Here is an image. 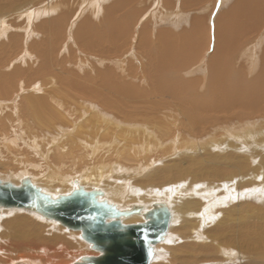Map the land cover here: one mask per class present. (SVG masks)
<instances>
[{
  "label": "bare ground",
  "instance_id": "6f19581e",
  "mask_svg": "<svg viewBox=\"0 0 264 264\" xmlns=\"http://www.w3.org/2000/svg\"><path fill=\"white\" fill-rule=\"evenodd\" d=\"M143 1L0 0V98L9 100L15 109L16 101L23 94L28 116L34 121L29 123L41 128V131H37L39 138L27 140L26 144H31L33 148L46 146L48 152L56 154L55 158L58 156L61 160L69 161L65 152L70 153L68 150L74 148L73 144L81 140L73 132L84 135L76 128L74 120H80L77 115L85 118L91 116L95 118L92 127L99 134L104 132L107 140L108 136H113V140L119 135L125 138L131 149L122 156L124 160L132 161L134 156L131 152L138 150L145 156L150 155L156 151L149 153L151 146L157 151L161 149V153L174 150L193 165L189 166V173L193 176L198 174L199 169L203 174L210 173L212 176H206L209 182L201 174V179L206 181H199L196 188L188 187L187 181L183 182L181 188H175L178 194L173 198L172 189L162 192L150 188L143 197L140 196L141 199L138 198L139 204L130 205L137 198L131 195L133 193L129 189L123 192L106 184L105 192L102 186L103 190L99 188V183L85 186L81 180L69 176L57 179L55 176L59 175L53 177L58 180L55 186L47 183L42 176L41 180L29 177L24 170L14 173L9 170V165L12 166L10 161L9 164L4 161L0 162V187L7 190L27 186L33 189L35 198L41 204L50 206L88 193L94 204L117 209L116 214L123 218L126 225H145L149 211L157 207L163 209L162 212L169 216V226L158 242L151 245L152 261L156 254L170 251L169 262L172 264H206L202 262L206 260L213 261V264H233L240 256L246 259L247 264H264V189L258 192L259 198L249 192L251 185L264 188V176H253L252 167L249 168L251 158L233 156L228 152H224L227 154L224 156L209 152L213 145L223 149L226 145L228 150L237 149L235 145L247 140L264 144V45L261 44L264 39H261L262 47L258 46L263 32L260 29L264 28V0H240V6L233 3L235 6L218 18L213 28L206 26V18L195 14L197 17L192 18L190 28L184 27L177 34L165 29L157 31L158 20L169 19L178 27L188 19V10L195 8L200 13L205 9L199 6L201 0H166L163 11L154 14L136 35L142 22L138 10ZM14 13L17 14L12 18ZM12 19L15 20L10 22ZM250 34L256 35L254 40ZM40 37L39 41H35ZM248 37L251 45L246 43L249 47L245 44ZM135 42L140 52L139 59H136L140 66L132 68L129 65V69L126 68L128 77L138 83L136 86L123 82L118 74L127 63L124 58L134 54ZM68 47L70 56L60 58ZM76 52L83 57H77ZM207 56L209 63L205 66ZM92 60L95 64L91 65L89 61ZM37 64L39 68L34 70ZM24 66L28 68L24 69ZM9 68L15 69L10 72ZM198 72H203L205 76L187 79ZM144 83L147 89L142 87ZM57 86L66 90L63 91L67 93L65 97ZM0 105L8 104L1 102ZM86 110L90 111L89 114ZM167 113L173 114L172 118L166 116ZM18 121V117L12 116L2 121L0 143L5 142L8 153L11 148H17L12 142L18 140L23 132L30 131L26 126L20 128L18 133V124L14 127ZM69 123L74 124L73 127ZM147 123L156 126L160 131L159 138ZM95 130L90 133H95ZM219 130L223 136H217ZM174 132L176 135L173 138ZM183 132L185 138L182 137ZM216 137L226 141L220 139L217 142ZM137 141L139 143L136 144ZM106 144L102 141L97 146L100 148ZM90 148L97 154L94 146ZM12 154L10 158L16 160L18 153ZM257 156L264 165V152L257 153ZM216 161H222L225 165L214 164ZM262 164L254 170L264 169ZM2 171H8L10 175L3 176ZM152 176H162L164 180L168 176L171 180L181 176V173L179 168L170 165L164 171L152 173ZM260 177L263 180L258 182ZM167 180L164 184L168 185L170 180L168 183ZM87 185H91V188ZM198 189L205 191L198 193ZM244 196H250L258 204L248 199L244 201ZM236 199L239 201L235 203ZM167 200H172L175 218L182 221L179 227L170 229L172 212ZM217 204L219 207L226 206L222 209L221 218L211 224L210 229L203 231L206 221H213L214 206ZM137 207H141V210L134 212ZM169 229L176 236L168 235ZM174 240H181V245L168 244ZM92 248L93 245L83 238L81 230L70 229L45 211L8 207L0 200V264H82L85 257L101 258L103 253Z\"/></svg>",
  "mask_w": 264,
  "mask_h": 264
},
{
  "label": "rangeland",
  "instance_id": "374dc122",
  "mask_svg": "<svg viewBox=\"0 0 264 264\" xmlns=\"http://www.w3.org/2000/svg\"><path fill=\"white\" fill-rule=\"evenodd\" d=\"M55 1V0H54ZM238 1H240V0H220V2L219 1H217L216 0V2L215 1H213V0H201V5H199L201 8L202 7H204V9H205V11H203V12H196V10H195V8L194 9H192V10H188L187 11V20L186 21H183L182 22V24H180V25H178V27L175 25V24H172V22H171V20H167L166 18L165 19H159L158 20V26L155 28L157 31L158 30H163V29H165V30H170V31H172L173 33H176L177 34V32L179 33V32H181V30H182V28H187V27H189L190 28V25H191V21H192V18L193 17H197V15H199L200 17L202 16V18L204 17V18H206V26L208 27V26H210L211 28H213L214 27V25L216 24V22H217V19L218 18H220V17H222L225 13H228L229 12V9H231L232 8V6H235V5H237V6H240V5H238V4H240ZM148 2V3H147ZM165 2H166V0H144L143 1V3L140 5V7H139V10L138 11H140V14H141V19H142V22H145L144 24L141 22L140 23V27L137 29V33H136V35H138L139 34V32H140V30L145 26V24H147L148 22H150L151 21V19L153 18V16H154V14H156V13H160V12H162L163 11V8L165 7ZM176 3L178 2V1H175ZM180 2H181V0H180ZM204 2V3H203ZM211 2V3H210ZM213 2V3H212ZM238 2V3H237ZM146 3V4H145ZM155 4V5H153V4ZM164 4V6H163V4ZM210 3V4H209ZM220 5L219 7H217V9H219V10H217L215 7H216V5H218V4ZM235 5H234V4ZM149 4V5H148ZM151 4V5H150ZM207 6H206V5ZM156 5H158V6H156ZM154 6V9L152 8ZM160 7H162V8H160ZM212 7V8H211ZM215 8V9H214ZM151 9V10H150ZM240 9H242V8H240ZM208 11H209V13H208ZM216 11V12H215ZM238 11H239V9H238ZM211 12V13H210ZM238 13H241V12H237L236 14H238ZM17 13H14L13 15H12V18L13 17H15V15H16ZM195 14H197V15H195ZM201 14V15H200ZM212 14V15H211ZM235 14V15H236ZM238 16V15H237ZM208 17H210V18H208ZM213 17V18H212ZM145 19V20H144ZM208 19V20H207ZM15 19H12V20H10V22H12V21H14ZM147 22V23H146ZM264 28H262V30L260 29V31L262 32V35H260V39L258 40L259 42H258V46L259 47H262V45L261 44H263L264 45V40H262L261 41V39H264V30H263ZM175 30V31H174ZM213 30V29H212ZM250 30V29H249ZM257 34H259V33H257ZM251 35V38H252V40H254L253 39V37H255L256 35H254V34H250ZM209 38V37H208ZM213 38V37H212ZM41 39V37L40 38H36L35 39V41H39ZM249 40V37L247 38V41H245V44H246V46L247 47H249L251 44L249 43L250 41H248ZM246 42H248L249 43V46H248V43H246ZM253 42V41H252ZM262 42V43H261ZM135 43H136V45H135ZM135 43H133V55L131 54V55H128L127 57H125L124 58V61H127V63H126V65H124L122 68H123V71H120V72H122V73H118L119 74V76H120V79H122V81L123 82H126V83H131L132 85H138V83L137 82H135V80L133 81L132 80V78H129L128 76H129V73H127L128 72V69H129V65H130V67L131 66H133L132 68H138L139 66H140V64H139V62L136 60V59H139L138 58V56L140 55V52H139V50H137V42H135ZM261 43V44H260ZM70 47V46H69ZM69 47H68V49L66 50V52L65 51H63V53H62V57H60V58H64V57H69L70 56V54H69ZM212 47H213V45L211 44V47H210V51H212ZM136 51H138L139 52V54H137L138 52H136ZM84 52V51H83ZM76 53H78V52H76ZM84 53H86V52H84ZM210 53V52H209ZM32 54H34L35 55V53H33L32 52ZM77 55V57H79V58H82L83 57V55L80 53H78V54H76ZM209 55V54H208ZM133 56V57H132ZM135 57V58H134ZM132 60V61H131ZM134 60V61H133ZM208 60H209V57L207 56V58H206V60H205V66L206 65H208ZM131 63H130V62ZM93 62V60L90 62L89 61V63H91V65L92 64H95L94 62ZM128 62H129V64H128ZM134 64V65H133ZM137 65V66H136ZM13 66H16V64L15 65H13ZM88 66H89V64H88ZM126 66H127V68H126ZM26 66H24V69H27L28 67H26ZM7 68V67H6ZM39 68V64H37L36 65V67L35 68H33L34 70L35 69H38ZM205 68V67H204ZM11 69V70H10ZM15 69V68H14ZM13 68H9L8 70L10 71V72H13V70H14ZM86 68H84V70H85ZM89 69V67H87V69L86 70H88ZM8 70L6 71V72H8ZM10 72H8V73H10ZM8 73H7V77H8ZM122 74V75H121ZM94 76H95V74H93ZM61 76L62 77H65L63 74H61ZM201 76H205V74L203 73V72H198V73H196V74H194L193 76H188L187 77V79H189V80H193V78L195 79V78H202ZM126 77V78H125ZM129 78V79H128ZM41 79V80H40ZM39 80H40V82H42L43 83V81H42V78H40ZM142 87H144V89H147L146 87H147V84L145 85V83H144V86H142ZM59 88V89H58ZM57 89H58V91H61L60 93H61V95L62 96H64V95H66L67 93L65 92V93H63V91H66L63 87L61 88L60 86H57ZM63 89V90H62ZM56 92H57V90H56ZM58 97H59V92H58ZM21 97V98H20ZM19 97V99L16 101L17 103V105L15 106V109H14V104H11V103H9L10 101L9 100H7L6 98H0V103L1 102H4V104L5 103H7L8 105H3V106H1L0 105V107H2V110H3V112H1L2 110L0 109V129H2V127H3V123H2V121H3V119H5V118H8V117H18L19 118V121L14 125V127L15 126H17V124H18V126L16 127V130L18 131V130H20V128H26V126H27V128H30V131H26V132H23V135H21L20 136V138H18V140H15V142H12V143H14L16 146H17V148L16 149H14V150H12L13 148H11L10 150H9V153L5 150V149H9V148H7L6 147V144H5V142H2V143H0V162H6V163H8L9 161H10V164H12V166L11 165H9L10 167H9V170L10 171H12V172H16L17 174L18 173H20V172H22L23 170L24 171H26V173L28 174V176L29 177H32L33 179H35L36 177H38L39 178V180H41L40 178V176H42V178H44L45 179V181L47 182V183H50V184H52V185H57V182H58V178L60 177H62V176H69V177H72L73 179H75V180H81L80 182H82L83 184L85 183V186H86V184H92V185H95L94 184V182L95 183H99V188H101L102 189V187H103V189H104V191L107 189V187L108 186H111L112 185V187H117V190H122L123 192H131V193H133V194H131V195H134V197H136L137 198V200H134V202H132V203H130V205H132V204H139L140 203V201H139V199H141V197H143V195L144 194H146V190H148V189H150V188H152V189H155V190H158L159 189V191H167V190H171L172 189V191L171 192H173V194H172V198H173V196L175 197L176 196V194H178V193H175V191H176V189H178L179 187L181 188V185H182V183L183 182H186V184H189L188 185V187L189 186H192V187H195V186H197V187H199V184H200V182L199 181H204L207 177L206 176H212V175H210V173H202V172H200V169L198 170V174H195L194 176H193V174L192 173H189V166L191 167V166H193V165H191L190 163H189V161H188V159L186 158V157H180L181 156V154L179 155V152H176V151H171L170 153L168 152V153H161L162 151H161V149L159 150V151H157V149H154L155 147L153 146H151L150 148H152L151 150H149L150 152L149 153H151L152 152V150L154 151V150H156V151H154V152H152L150 155H146L145 156V154L140 150H138L137 152H135V151H133V152H131V154H132V156H134V159H132V161H127V160H124V158L122 157V156H124L125 155V153H127V152H129L130 151V145L127 143V142H125L126 140H125V138L122 136V138H121V135H119L115 140H113V136H111V137H109L108 136V140H107V136H104V132H102L101 134H99L98 133V131H97V129L95 130V128H93L94 127V123H95V118H93V117H91V116H88L87 118H85V117H83V115H77V117H79L78 119H80V120H76L78 123H76V121L74 120V124L76 125V128H78L79 129V131H83V133H84V135H79L78 133H75V132H73V135L75 134L76 136H80L81 137V140L79 141V142H75V144H73L74 145V148H72L71 150H68V151H70V153L69 152H65V154H66V158H67V160L69 159V161H66V160H64V158H63V160H61V159H59L58 158V156L55 158V156H56V154H54V153H50V152H48L49 150H47V147L46 146H43V145H40V148H37V147H35V148H33V146L31 145V144H29V143H27L26 144V141L27 140H29V141H32L33 140V138H39V135H37V131H38V129H39V131H41L40 129V127L38 126V125H31L29 122H34L33 120H31V118H29V116H28V112H27V106L23 103L24 101H23V94H21V96ZM61 97V96H60ZM65 97V96H64ZM4 100V101H3ZM11 104V105H10ZM96 104H98L97 102H96ZM10 105V106H9ZM19 105H20V107H19ZM22 106V107H21ZM98 106H100L99 104H98ZM10 109L9 111L7 110V109ZM11 108H12V111H11ZM14 109V110H13ZM18 109V110H17ZM20 109V110H19ZM21 109H23V110H21ZM5 110V111H4ZM20 111V112H19ZM24 111V112H23ZM87 111V113L89 114V110H86ZM5 112V113H4ZM20 114H19V113ZM1 113H2V115H1ZM4 113V114H3ZM13 113V114H12ZM6 114V115H5ZM8 114H9V116H8ZM19 114V115H18ZM24 114V115H23ZM169 115V116H168ZM2 116V117H1ZM6 116V117H5ZM21 116V117H20ZM27 116V117H26ZM166 116H168V117H170V118H172V116H173V114H166ZM174 117H176V116H174ZM29 118V119H28ZM21 119V120H20ZM88 119V120H87ZM178 121H179V118L177 117L176 118ZM83 120V121H82ZM93 121V122H92ZM97 121V120H96ZM79 122H80V124H79ZM147 122H149V121H147ZM93 123V124H92ZM28 124V125H27ZM74 124H72V123H69V125L71 126V127H73V125ZM84 124V125H83ZM90 124H92V125H90ZM179 124V123H178ZM1 125H2V127H1ZM23 126V127H21V126ZM79 125V126H78ZM147 125H149V127H150V129L154 132V135H156L158 138L160 137L159 136V134H160V131L158 132L157 131V129L155 128L156 126H154V125H152L151 126V124H148L147 123ZM88 129L87 131H86V129H85V127ZM93 126V127H92ZM178 127H179V125H178ZM37 128V129H36ZM95 130V133H90V131L91 132H93V130ZM179 130V129H178ZM49 131V130H48ZM36 132V133H35ZM18 133H20L19 131H18ZM175 133V132H174ZM221 134V136H223V133L219 130V133L217 134V136L218 135H220ZM10 135V133L8 134V136ZM70 135V134H69ZM176 135V133L173 135V138H174V136ZM86 136V137H85ZM69 137V136H68ZM85 137V138H84ZM119 137H120V139H122V140H120L119 139ZM182 137H184V132H183V135H182ZM104 138V139H103ZM185 138V137H184ZM217 139H216V141L217 142H219V141H226V139H222L221 137H216ZM219 138V139H218ZM85 139V140H84ZM98 139V140H97ZM101 139H103V140H101ZM111 139V140H110ZM183 138H180V140H182ZM221 139V140H220ZM117 140V141H116ZM125 140V141H124ZM22 141H24V143H22ZM87 141V142H86ZM104 142V143H107L106 145H102V146H100V148L97 146L99 143H101V142ZM124 141V142H123ZM42 142V141H41ZM89 142V143H88ZM108 142H110V143H108ZM114 143L115 145H113L112 143ZM121 144H120V143ZM38 144H40L39 142H37ZM86 143V144H85ZM116 143H117V145H116ZM126 143V144H125ZM136 144L137 143H139V141H137V142H135ZM181 143V142H180ZM248 143V144H247ZM82 144V145H81ZM95 144V145H94ZM247 144V145H246ZM89 145H91V146H94L95 147V151L97 152V154H95L94 153V151H93V149L92 148H90L91 146H89ZM109 146V147H108ZM113 146V147H112ZM115 146H118L119 148H116ZM226 145H224V149L226 150H224L223 149V147H215L214 145L210 148V150H209V152L212 154V155H216L215 153H218V155H227V154H225V153H227L228 152V154L230 153V155H233V156H238V157H241V158H243V157H245V158H251V159H249V163H250V166H249V168L250 167H252V168H250L251 169V171H252V173H253V176L255 175V176H264V169L262 168V170H260V171H256V170H254V169H256L258 166H260V163L262 164V162H261V160L259 159V157L257 156V153H263L264 152V144L263 143H261V142H259V141H253V142H251V141H249V140H247V141H243V142H241L239 145H235V147L237 148V149H231V150H228V148H227V146L225 147ZM6 147V148H5ZM86 147V148H85ZM108 147V148H107ZM98 148V149H97ZM102 148H104V149H102ZM115 148L117 149V150H115ZM215 148V149H214ZM33 149V150H32ZM75 149V150H74ZM102 149V150H101ZM109 149V150H108ZM120 149V150H119ZM217 149V150H216ZM219 149V150H218ZM19 150V151H18ZM36 150V151H35ZM101 150V151H100ZM108 150V151H107ZM124 150V151H123ZM128 150V151H127ZM222 150V151H221ZM238 150V151H237ZM107 151V152H106ZM119 153H117V152ZM126 151V152H125ZM45 152V153H44ZM47 152V153H46ZM83 152V153H82ZM109 152H110V154H109ZM135 152V153H134ZM225 152V153H224ZM254 152V153H253ZM12 153H18L17 155H18V157H16V160L13 158H10V155L12 154ZM138 153V154H137ZM142 153V154H141ZM172 153H174V154H172ZM239 153V154H238ZM28 154V155H27ZM73 154V155H72ZM104 154H105V156H104ZM136 154H137V159L135 158V156H136ZM235 154V155H234ZM13 155V154H12ZM45 155V156H44ZM96 155V156H95ZM106 155H107V157H106ZM108 155H109V157H108ZM119 155V156H118ZM141 155H143V156H141ZM161 155H162V157H161ZM251 157H250V156ZM112 156V157H111ZM156 156V157H155ZM24 157V158H23ZM79 157V158H78ZM146 159H145V158ZM6 158H8V159H6ZM18 158V159H17ZM111 158V159H110ZM148 158V159H147ZM10 159V160H9ZM106 159V160H105ZM121 159H122V161H121ZM150 159L152 160L151 162H150ZM156 159V160H155ZM8 160V161H7ZM80 160V161H79ZM90 162H89V161ZM136 160V161H135ZM53 161V162H52ZM56 161V162H55ZM74 161V162H73ZM79 161V162H78ZM82 161V162H81ZM134 161V162H133ZM139 163H138V162ZM143 162V163H142ZM220 161H216V162H214V164H218V165H225L224 163H222V161L219 163ZM113 163V164H112ZM116 163V164H115ZM118 163V164H117ZM134 163H136V164H134ZM9 164V163H8ZM24 164V166H22ZM70 164V165H69ZM75 164V165H74ZM85 164V165H84ZM105 166H104V165ZM151 164H153V165H151ZM57 165V166H56ZM78 165V166H77ZM111 165V166H110ZM121 165H122V167H121ZM176 166L177 168H179V171H180V173H181V176H179L178 178H175V179H173V178H171V180H170V178H168V176H167V179L165 178V180L164 179H162L161 177L162 176H152V173L154 174V173H157V171L158 170H162V171H164V169L165 168H167L168 166ZM68 166V167H67ZM95 166V167H94ZM114 166H116V167H114ZM127 166V167H126ZM135 166V167H134ZM141 166V167H140ZM262 166L264 167V165L262 164ZM36 167V168H35ZM83 167V168H82ZM132 167H134V168H132ZM148 167H151L150 169L148 168ZM58 168V169H57ZM115 168H116V170H115ZM123 168L124 169H128V171L127 170H123ZM130 168V169H129ZM39 169H41V170H39ZM83 169V170H82ZM86 169V170H85ZM97 169H98V171H97ZM111 169V170H110ZM124 171H122V170ZM146 169H147V171H146ZM228 169V168H227ZM66 170V171H65ZM91 170V171H90ZM102 170V171H101ZM106 170V171H105ZM110 170V171H109ZM119 170V171H118ZM112 171V172H111ZM137 171V172H136ZM4 172V173H3ZM7 172V173H6ZM87 172V173H86ZM99 172V173H98ZM133 172V173H132ZM55 173V174H54ZM90 173V174H89ZM107 173H109V174H107ZM168 173V172H167ZM255 173V174H254ZM263 173V175H261ZM1 174L3 175V176H7V175H10V172L8 173V171H2L1 172ZM16 174V175H17ZM112 174V175H111ZM121 174V175H120ZM130 174V175H129ZM131 174H132V176H131ZM202 174V176L205 178H203V179H201V177L202 176H200ZM45 175H46V177H45ZM55 175H59L58 177L57 176H55ZM92 175V176H91ZM151 175V176H150ZM239 175V174H238ZM48 176H52V177H48ZM56 177V178H53V177ZM123 178H122V177ZM136 176H137V178H136ZM81 177V178H80ZM87 177V178H86ZM149 177H150V179H149ZM163 177H165V176H163ZM172 177V176H171ZM181 177V178H180ZM259 178L257 181L258 182H261L263 179L262 178ZM152 178V179H151ZM160 178V179H159ZM196 178H198V179H196ZM87 179V180H86ZM94 179H96V180H94ZM108 179V180H107ZM159 179V180H158ZM176 179H178V180H176ZM180 179V180H179ZM194 179V180H193ZM200 179V180H199ZM151 180V181H150ZM162 180V181H161ZM164 180V181H163ZM166 180H167V183L169 182V180H170V182L168 183V185L167 184H164L165 182H166ZM172 180H173V182H172ZM176 180V181H175ZM197 180V181H196ZM17 181V180H16ZM56 181V182H55ZM98 181V182H97ZM102 181V182H101ZM189 181V182H188ZM206 181V180H205ZM207 181L209 182V179L207 178ZM256 181V182H257ZM127 183V185H125L126 183ZM150 182V183H149ZM177 182V183H176ZM179 182H181V184L179 183ZM191 182H193V183H191ZM255 182V183H256ZM11 182H9V184H10ZM102 183V184H101ZM176 183V184H175ZM22 184V183H21ZM108 186H107V185ZM152 184V185H151ZM163 184V185H162ZM178 184V185H177ZM180 184V185H179ZM256 184H258V183H256ZM13 185V184H12ZM55 185V186H56ZM58 185H60V184H58ZM160 185V186H159ZM15 186V185H14ZM17 186V185H16ZM91 185H87V187H90ZM102 186V187H101ZM107 186V187H106ZM127 186H128V188H127ZM147 186V187H146ZM163 186V187H162ZM187 186V185H186ZM255 186V187H254ZM254 186H252L251 185V187H249V190H251V191H249L250 193H251V195L253 196V197H256V195L258 196V197H256V198H259L260 196V194L258 193L260 190H263L264 188H262V186H259V185H254ZM106 189H105V188ZM135 187V188H134ZM145 187V188H144ZM149 187V188H148ZM169 187V188H168ZM183 187V186H182ZM91 188V187H90ZM165 188V189H164ZM176 188V189H175ZM196 188V187H195ZM89 189V188H88ZM102 189V190H103ZM129 189V190H128ZM135 189V190H134ZM139 189V190H138ZM102 190H101V193H102ZM126 190V191H125ZM128 190V191H127ZM200 190H203L202 188H200ZM199 189H198V193L200 192H204L205 191V189H204V191H200ZM143 191H144V193H143ZM212 191H214V189L212 190ZM254 191V192H253ZM106 192V191H105ZM135 192V193H134ZM139 192V193H138ZM182 193V191H180L179 192V194H181ZM138 194V195H137ZM254 194H256V195H254ZM103 195V194H102ZM205 195V194H204ZM220 194H218V196H219ZM250 195V194H249ZM141 196V197H140ZM180 196V195H179ZM226 196L227 197H229V195H228V193H226ZM139 198V199H138ZM220 199H223V197H221ZM228 199V198H227ZM242 199H244V201H250L251 203H254V204H258L257 202H256V200L255 199H252V198H250V196L249 197H247V196H244V197H242ZM241 198H240V200L241 201H243ZM248 199V200H247ZM163 201V200H162ZM217 201V197L215 198V202ZM237 201H239V199H236V201L234 200V202L236 203ZM164 202V201H163ZM162 202V203H163ZM111 203V202H110ZM112 204V203H111ZM168 204H170V210H171V212H172V222H171V227H170V229L172 228V227H179V223H181L182 221L180 220V219H176L175 218V215H174V213H173V202H172V200H171V202H168V200H167V205ZM169 206V205H168ZM214 207H216L215 209V216L212 218L213 219V221H210V222H208V221H206V223L204 224V228H202L203 229V231H206V230H208V229H210L211 227H212V225L213 224H215L217 221H218V219H220L221 218V216H222V209L223 208H225L226 206H223V205H220V207L218 206V204L217 205H215ZM219 210V211H218ZM24 212L25 213H28L27 211H25L24 210ZM217 212V213H216ZM219 213H220V215H219ZM29 214V213H28ZM217 214V215H216ZM176 219V220H175ZM213 222V223H212ZM208 224H210V225H208ZM212 224V225H211ZM174 225V226H173ZM207 226V227H206ZM64 227V226H63ZM169 229V231L167 232L168 233V235H174V236H176V233H174V232H171V230ZM171 232V233H170ZM174 233V234H173ZM174 242H175V244H174ZM178 242V243H177ZM74 244H76L75 242H73ZM162 244L164 243V242H161ZM177 243V244H176ZM181 240H174L172 243H168V244H170V245H181ZM77 245V244H76ZM163 254V255H162ZM158 253V254H156V258L154 259V261H152V263L151 264H172V262H169V261H171V253H170V251H166V253ZM160 256H161V258H160ZM243 259H242V258ZM242 259V260H241ZM239 260V261H238ZM243 260H245L246 261V259H244V257L243 256H240V258L238 257V259L236 260L239 264H247L248 262L246 261H243ZM249 260V259H248ZM250 260H251V258H250ZM155 261H157V262H155ZM158 261H160V263L158 262ZM234 262L233 264H238L237 262ZM202 262H204V263H206V264H213L214 262L213 261H211V260H206V261H202Z\"/></svg>",
  "mask_w": 264,
  "mask_h": 264
},
{
  "label": "water",
  "instance_id": "95a60500",
  "mask_svg": "<svg viewBox=\"0 0 264 264\" xmlns=\"http://www.w3.org/2000/svg\"><path fill=\"white\" fill-rule=\"evenodd\" d=\"M32 191L27 186L7 190L0 187V200L8 207L45 211L70 229L81 230L92 249L103 253L99 259L85 257L82 264H150L151 245L158 242L169 226L168 214L158 207L149 211L145 225H126L116 214L117 209L94 204L88 193L50 206L41 204ZM139 210L141 207L134 212Z\"/></svg>",
  "mask_w": 264,
  "mask_h": 264
},
{
  "label": "snow or ice",
  "instance_id": "6c2138e0",
  "mask_svg": "<svg viewBox=\"0 0 264 264\" xmlns=\"http://www.w3.org/2000/svg\"><path fill=\"white\" fill-rule=\"evenodd\" d=\"M217 7H219V4L217 5ZM69 195H71V193H69Z\"/></svg>",
  "mask_w": 264,
  "mask_h": 264
}]
</instances>
